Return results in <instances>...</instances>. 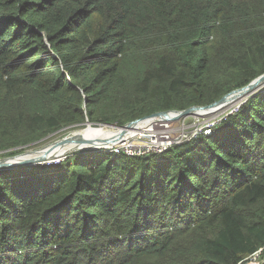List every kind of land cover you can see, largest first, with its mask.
<instances>
[{
  "label": "trees",
  "instance_id": "trees-1",
  "mask_svg": "<svg viewBox=\"0 0 264 264\" xmlns=\"http://www.w3.org/2000/svg\"><path fill=\"white\" fill-rule=\"evenodd\" d=\"M263 73L264 0H0V156ZM0 264H264V89L161 153L0 169Z\"/></svg>",
  "mask_w": 264,
  "mask_h": 264
},
{
  "label": "water",
  "instance_id": "water-1",
  "mask_svg": "<svg viewBox=\"0 0 264 264\" xmlns=\"http://www.w3.org/2000/svg\"><path fill=\"white\" fill-rule=\"evenodd\" d=\"M261 89H264V73L256 77L254 80H252L247 85L234 89L230 91L229 93L223 95L220 99L204 106H191L183 110H167V111H158L155 113H152L151 115L135 119L133 121H130L124 125H116V124H100V127H105L107 130L104 134H93L88 137H71V136H65L64 138L55 141V146H65L67 144H75V147L72 151H69L68 153H71L73 151L78 150H96V149H103L108 147V144L111 142L118 141L119 138L122 135H127L134 130H136L144 121L148 119H177L181 117H187L191 115H195L198 113H201L206 110H214L215 108L225 106L229 101H231L234 98L237 97H243V96H249L255 92L260 91ZM86 126H91L92 123L86 121L84 123ZM72 134V133H71ZM52 143V144H54ZM49 144L45 147L35 149V150H28L25 152H22L18 155H13L5 158H0V169H7V168H14L21 165H37V164H45L46 162L53 161L54 158H56V155H54V151H46V153L41 154L36 157H23L26 155H29L31 153L40 152L43 148H47L48 146L52 145ZM77 144H90L89 146H80ZM53 149V148H52ZM51 150V149H50ZM66 155V154H65ZM65 155L63 157H65ZM20 157H23L24 159H20Z\"/></svg>",
  "mask_w": 264,
  "mask_h": 264
},
{
  "label": "built area",
  "instance_id": "built-area-1",
  "mask_svg": "<svg viewBox=\"0 0 264 264\" xmlns=\"http://www.w3.org/2000/svg\"><path fill=\"white\" fill-rule=\"evenodd\" d=\"M232 112L233 111H231L229 114H231ZM187 117H181L171 120L152 118L148 119L144 122L154 120V122H152L153 125H151L147 129L142 130L141 132H139V126L136 130L127 134L124 139H119L116 144L108 145V147L104 149L112 151L114 153H123L127 156H140L150 153H161L174 145L180 144L184 141L191 139L199 133H210L211 129L214 128L216 124H218L220 120L222 118H225L226 116H222L221 118H217L215 120H213L214 116L208 118H197V120L202 119V121L199 120L197 122L187 125L186 127L188 129L185 126H182L181 130L178 129L176 131L171 132L170 134L168 129V121H171L173 123L179 121V119L185 120ZM184 127L186 129H184ZM158 129H162L164 132L167 131V133L169 134L158 133ZM150 133L156 134L152 135ZM146 134H149L148 137L146 136ZM51 162L56 161L53 160L48 163Z\"/></svg>",
  "mask_w": 264,
  "mask_h": 264
},
{
  "label": "rangeland",
  "instance_id": "rangeland-1",
  "mask_svg": "<svg viewBox=\"0 0 264 264\" xmlns=\"http://www.w3.org/2000/svg\"><path fill=\"white\" fill-rule=\"evenodd\" d=\"M262 90V89H261ZM250 96V95H249ZM248 96H243V98H242V100L241 101H239V99L238 100H236V101H234V102H232V103H230V104H227V105H225L223 108H220L219 110H217L215 113H214V115H212L211 117H213L214 116V119L213 120H215V119H217V118H221L222 116H227L231 111H233L232 113H234L236 110H238V108L241 106V104L243 103V102H245V100H246V98H247ZM239 101V102H238ZM210 114V113H209ZM208 114V115H209ZM197 115H191V116H189V117H187L185 120L184 119H179V121H176V122H171V121H168V129H169V132H170V134H171V132H173V131H176V130H181V128H182V126H187V125H189V124H191V123H194V122H197V121H199V120H201L202 121V119H199V120H197V117H196ZM212 121V120H211ZM97 126H100V125H91V127H93V128H96ZM87 126L86 125H82L80 128H76V129H72V130H68V131H61V132H58L53 138H50V139H47V141L45 142V143H43V144H41L40 146H37V147H34V148H29V149H26V150H24V151H22V152H25V151H28V150H35V149H39V148H42V147H45V146H47V145H49V144H52V143H54L55 141H57V140H60V139H62V138H64L65 136H68V135H70L71 133H73V132H75V131H80V130H82V129H85ZM177 127V128H176ZM184 127V129H186ZM99 128V127H98ZM188 129V128H187ZM83 132H85V131H83ZM82 132V133H83ZM149 133V132H148ZM158 133H165V134H169V133H167V131L166 132H164L162 129H158ZM150 134H156V133H150ZM148 135L149 134H146V136L148 137ZM125 136L126 135H122L119 139H124L125 138ZM146 138V137H145ZM22 152H20V153H22ZM20 153H18V154H20ZM18 154H15V155H18ZM66 154H68V153H66ZM9 156H13V155H3V156H0V158H5V157H9ZM64 156V155H63ZM63 156H59V157H56V158H54L53 160H55V161H58V160H62L64 157ZM50 162V161H49ZM46 163H48V162H46Z\"/></svg>",
  "mask_w": 264,
  "mask_h": 264
},
{
  "label": "bare ground",
  "instance_id": "bare-ground-1",
  "mask_svg": "<svg viewBox=\"0 0 264 264\" xmlns=\"http://www.w3.org/2000/svg\"><path fill=\"white\" fill-rule=\"evenodd\" d=\"M243 97H237V98H234L232 99L231 101H229L227 104H230L236 100L239 99V101L242 100ZM238 101V102H239ZM226 104V105H227ZM224 106L222 107H218V108H215L214 110H206V111H203L201 113H198V114H195L197 115L196 117L197 118H208V117H211L212 115H214V113L219 110L220 108H223ZM210 113V114H209ZM209 114V115H208ZM171 120V119H169ZM154 120H151V121H147V122H144L140 125V127L138 128L139 129V132H141L142 130L144 129H147L148 127H150L151 125H153ZM99 127V128H98ZM85 131V132H83ZM106 129L105 127H100V126H97L96 128H93L91 126H87L85 129H82L80 131H75L73 132L72 134H70L69 136L71 137H79V138H83L84 136L85 137H88V136H91L93 134H104L106 133ZM83 132V133H82ZM117 141H115L114 143L111 142L109 143L108 145H111V144H116ZM80 145L82 147L84 146H89L88 144H77V146ZM75 147V144H67L65 146H55V143L48 146L47 148H43L40 152H36V153H31L29 155H26V156H23V157H27V158H31V157H36V156H39L41 154H44L46 153V151H54V155H56V157H59V156H63L65 155L66 153H68L69 151H72L73 148ZM53 148V149H52ZM51 149V150H50ZM23 157H20V159H24Z\"/></svg>",
  "mask_w": 264,
  "mask_h": 264
},
{
  "label": "clouds",
  "instance_id": "clouds-1",
  "mask_svg": "<svg viewBox=\"0 0 264 264\" xmlns=\"http://www.w3.org/2000/svg\"><path fill=\"white\" fill-rule=\"evenodd\" d=\"M104 149V148H103Z\"/></svg>",
  "mask_w": 264,
  "mask_h": 264
}]
</instances>
